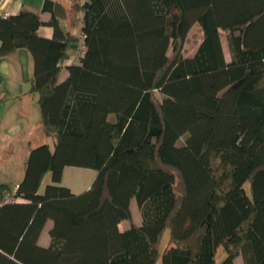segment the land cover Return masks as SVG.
<instances>
[{
  "label": "trees",
  "instance_id": "16d2710c",
  "mask_svg": "<svg viewBox=\"0 0 264 264\" xmlns=\"http://www.w3.org/2000/svg\"><path fill=\"white\" fill-rule=\"evenodd\" d=\"M59 7L44 1L46 22L0 15V56L31 53L54 139L31 147L14 191L0 183V264H156L166 228L161 264H215L219 248V264H264V0L73 1L85 53L68 65L79 32ZM194 24L202 40L184 56ZM66 166L94 169L91 185H61Z\"/></svg>",
  "mask_w": 264,
  "mask_h": 264
},
{
  "label": "crops",
  "instance_id": "0c3cea01",
  "mask_svg": "<svg viewBox=\"0 0 264 264\" xmlns=\"http://www.w3.org/2000/svg\"><path fill=\"white\" fill-rule=\"evenodd\" d=\"M44 1L0 0V15L15 14L21 9L27 8L38 11L40 19L46 22L50 19L51 13L49 10H43ZM51 1L57 2L60 6L59 11L56 13L61 27L75 34L79 32L76 26L72 27L70 24V18L73 14L71 5L73 1L81 4L84 0ZM78 16L80 18L81 14H78ZM38 33L44 37H51L53 29L49 25L42 24L38 28ZM74 45L70 50L71 57L65 63L67 65L73 62ZM32 69V56L26 48H20L6 56H0V183H7L12 191L15 190L16 185L24 175L25 162L31 147L42 143H47L48 145L49 143L54 144L52 137L45 136L40 122L41 113L37 102L38 95L37 93L30 92ZM66 75L67 70L63 68L59 81L63 80ZM65 168L63 169L62 176ZM50 182V173H46L41 187ZM66 186L72 192L79 193L70 186ZM127 226H124V228ZM49 241L50 238L46 245H48ZM238 259L239 256L235 258V264Z\"/></svg>",
  "mask_w": 264,
  "mask_h": 264
},
{
  "label": "rangeland",
  "instance_id": "374dc122",
  "mask_svg": "<svg viewBox=\"0 0 264 264\" xmlns=\"http://www.w3.org/2000/svg\"><path fill=\"white\" fill-rule=\"evenodd\" d=\"M221 35V43L223 52L225 55V58L227 61L230 60V53L227 46L226 41V32L220 31ZM202 40V31L198 24H194L189 32L187 33V36L182 43L181 52L184 56H191L196 51L198 45L200 44ZM157 96H160V94L156 91L155 92ZM50 142V141H49ZM181 142V141H180ZM54 144L49 143L50 149H53ZM96 175V171L92 168L88 167H79V166H67L64 170V174L62 176V180L60 182L61 185H68L73 190L77 192L84 191L87 186H90L92 181L94 180V177ZM246 187H248V184H245ZM43 190V187H41V191ZM131 214H132V220L134 223H140V212L138 210V207L136 205V202L134 199L131 200ZM51 222L49 221L42 232V237L40 238V244H47V241L49 239L48 236V230L50 228ZM128 222H122L119 225L120 229H123L124 226H127ZM169 237V229L166 228L160 238L159 245H158V252L159 257L157 259L156 264H161V254L162 250L164 249V246L166 245L167 239ZM47 246V245H46ZM225 252L222 248H219L217 250L216 256H215V264H219V262L224 258ZM236 264H242L241 258L239 257Z\"/></svg>",
  "mask_w": 264,
  "mask_h": 264
},
{
  "label": "built area",
  "instance_id": "2783aa9c",
  "mask_svg": "<svg viewBox=\"0 0 264 264\" xmlns=\"http://www.w3.org/2000/svg\"><path fill=\"white\" fill-rule=\"evenodd\" d=\"M85 53L84 34L80 33L77 42L75 43V51L73 54V61L77 60Z\"/></svg>",
  "mask_w": 264,
  "mask_h": 264
},
{
  "label": "water",
  "instance_id": "95a60500",
  "mask_svg": "<svg viewBox=\"0 0 264 264\" xmlns=\"http://www.w3.org/2000/svg\"><path fill=\"white\" fill-rule=\"evenodd\" d=\"M75 46V45H74Z\"/></svg>",
  "mask_w": 264,
  "mask_h": 264
}]
</instances>
